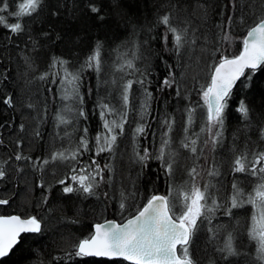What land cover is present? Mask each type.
Here are the masks:
<instances>
[{
  "label": "trees",
  "instance_id": "16d2710c",
  "mask_svg": "<svg viewBox=\"0 0 264 264\" xmlns=\"http://www.w3.org/2000/svg\"><path fill=\"white\" fill-rule=\"evenodd\" d=\"M20 2L22 0H4L8 9L0 13L7 23L19 20L23 28L13 34L0 26V161H8L4 165L6 177L0 180V199L9 201L7 205H0V215L36 216L41 220L43 231L22 235L18 245L8 257L0 260V264H129L123 260L69 257L67 254L74 252L77 242L91 236L94 224L106 220L123 221L137 213L153 194L167 196L169 185H181L178 180L185 181L187 169L193 166L200 171L197 179L201 185L214 178L207 174L210 166L215 164L219 169L220 177L215 180L219 184L221 204L228 202L233 182L243 185L245 178L251 176L234 174L232 167L235 155L244 150L245 145L249 150L264 151V140L260 139V130L264 128V66L247 71V78L242 77L231 92L224 112L222 141L214 151L210 143L204 147L203 142L208 137L202 134L197 148L204 147V151L197 153V159L179 147L182 135L176 138V133L182 134L187 120L185 109L189 105L196 106L191 131L200 132L201 117L206 115L201 98L202 85L210 83V72L200 82L201 69L210 63L212 70L223 56L239 55L246 30L264 16V0H42L32 16L17 18L11 13L18 11ZM4 3H0V7ZM93 6L98 12L91 11ZM165 13L171 15L173 25L188 27L190 37L193 31L199 37L195 46L185 50L179 63L176 55L168 51L172 46L171 34L158 22ZM225 31L233 38L230 43L220 40ZM97 44L101 46L102 57L99 75L94 69L82 68ZM134 45L138 47L134 63L139 71L135 75L116 72L117 54L128 53L127 58H131ZM54 58L67 61L64 67L80 74L79 91L86 117L78 118L75 127L79 130L77 137L83 134L84 128L88 129L90 146L95 145L94 138L102 131L96 109L98 93L119 106L120 89L111 81L115 78L122 84L123 80L146 79V86L153 93L149 115L145 117L150 127L146 128L147 135L139 137L138 147L141 154L145 148L154 153L160 145L162 117L166 114L173 119L171 135L175 147L182 153L174 177L166 176L156 159H149L145 164L133 161L132 135L137 123L141 122L138 109L143 99L141 86L134 84L131 98L137 111L129 112L125 125V134L129 133L131 139L125 134L118 136V156L108 152L96 156L93 149L80 157L81 165L78 166L90 163L91 157L102 167L111 165L112 156L117 157L111 172L105 169L104 181L95 190L97 194H64L63 186L57 181L66 178L69 167L60 162L52 165L53 171L46 169L47 165L39 167V160L62 148L55 121L65 103L61 98L65 86L60 83L63 76L60 65L52 67ZM170 67L180 85L182 75L187 78L180 87L179 97L174 88L161 91ZM6 99H11L10 105L4 103ZM241 101L249 109L247 121L237 111ZM73 142L75 146L78 140ZM17 154L30 157L31 161H16ZM122 194L127 196L123 211L120 209ZM44 197H47L46 202ZM224 212L225 209L220 208L209 214L212 225L204 222L207 230L218 226L216 237L223 240L222 245L231 233L232 239H236V251L232 250L236 255L219 251L220 245L216 239H209L207 231L208 235L202 233L189 247L195 264H264L256 254L251 256L256 246L249 243L244 232L243 211H232L230 218Z\"/></svg>",
  "mask_w": 264,
  "mask_h": 264
},
{
  "label": "snow or ice",
  "instance_id": "6c2138e0",
  "mask_svg": "<svg viewBox=\"0 0 264 264\" xmlns=\"http://www.w3.org/2000/svg\"><path fill=\"white\" fill-rule=\"evenodd\" d=\"M0 3H4V0H0ZM41 4L42 0H22L18 5V11L11 13V15L17 18L32 16ZM7 9L8 5L4 3V6L0 7V13L6 12ZM91 11L96 13L98 9L93 6ZM171 19V15L165 13L158 18V22L164 25L167 33L171 34L172 46L168 48V51L176 55L179 63L185 54V50L195 46L199 37L195 35L194 31L190 37L188 27L181 28L173 25ZM228 19L231 20V17ZM0 26L6 27L13 34L23 31L19 20L15 23H7L3 15H0ZM232 39L227 31L220 37L222 42L230 43ZM164 40L166 43L168 42L167 35H165ZM242 43L243 50L240 54L231 59L223 56L220 62L214 66L210 83L202 85L201 98L203 105L206 106V115L201 117L202 126L199 133L191 131V126L196 117V106L189 105L185 109L187 120L179 147L190 152L197 159H199L197 153L204 151V148H197V140L202 134L206 133L208 137L203 142L205 147L210 143L213 151L222 141L224 112L233 86L241 77H246V69L255 71L264 66V17H260L258 22L248 30ZM137 51L138 47L134 45L131 58H127L128 53H118L117 62L114 64L115 71L124 73V75H135L139 71L134 63L137 58ZM57 64L63 70L60 83L65 86L61 97L65 103L56 116L57 127L64 126L65 130L61 138L68 142L69 147L62 146L61 149L54 151L50 157L39 160V167L43 168L55 161L67 164L69 174L65 179L57 181L63 186L62 191L65 194L82 192L89 196L96 195L95 190L104 181L105 169L111 172V165L105 164L102 167L96 159L91 157H89L90 163L78 167L81 165L80 157L85 153L93 152V149L96 156L104 152L115 153L118 136L125 134L129 112L137 111L131 98L134 84L141 86L143 99L138 109L141 122L137 123L132 135L133 159L141 164H145L149 159H156L160 161V166L165 175L169 178L174 177L181 153L175 147V139L171 135L174 126L173 119H170L166 114L162 117L160 145L154 153L145 148L141 154L138 147L139 137L147 135L146 128L150 127L145 117L149 115L153 93L146 86V79L123 80L121 77L120 79L123 80L121 84L114 78L111 84L120 89L119 106L113 104L106 95L98 93L96 109L101 120L102 131L95 136V145L90 146L87 128H84L81 136L74 137L73 135L77 130L75 121L78 118L86 117L83 109L84 100L79 91L80 74L64 67L67 61L54 58L52 67L55 68ZM82 68L94 69L98 75L102 72L101 46L99 44L87 57ZM126 69L130 71H126ZM143 75L144 73H141V76ZM40 78L45 79V76ZM102 83L108 84L109 82L102 81ZM165 88H174L176 95L178 97L181 95L180 84L175 79L174 70L171 67L168 77L162 82L161 91ZM4 103L10 105L11 99H6ZM237 111L245 121L249 119V109L243 101L239 104ZM69 127H71V131ZM260 139L264 140V128L260 130ZM74 140H78V143L72 147ZM15 160L31 161V158L17 154ZM7 163L8 161H0V180L6 177L7 170L4 165ZM36 166L37 164L34 162L33 167ZM232 172L234 174L248 173L253 177H259L260 182L256 184L251 193H245L238 182H233L232 194L228 202L221 204L217 198L218 186L211 181L201 185L197 179L200 176V171L196 166H193L187 169L188 179L183 184L177 186L172 183L169 185L167 196L153 194L148 198L146 204L123 225L112 221L94 225V234L89 238L81 239L78 244L74 245V252L67 255L69 257L72 255L77 257H121L129 261L130 264H195L190 255L189 247L193 243V236L200 230L204 221L212 225V216L209 214H214L216 210L224 208L225 215H232V209L251 204L254 212L249 236L257 239L258 259L264 260V151L249 150L248 146L245 145L244 150L237 152L234 157ZM207 174L209 177L220 175L215 164L210 166ZM69 180L71 183L68 182ZM122 196L121 211L126 207L124 200L127 198L126 194H122ZM44 201H47V197H44ZM8 203V200L0 199V205H7ZM42 231L41 220L36 216L26 218L18 215L0 216V257L9 254L21 233H41ZM208 231L211 240L216 236L218 226L209 227ZM219 251H227L229 254H233L231 233L228 234L224 247Z\"/></svg>",
  "mask_w": 264,
  "mask_h": 264
},
{
  "label": "rangeland",
  "instance_id": "374dc122",
  "mask_svg": "<svg viewBox=\"0 0 264 264\" xmlns=\"http://www.w3.org/2000/svg\"><path fill=\"white\" fill-rule=\"evenodd\" d=\"M210 69H211V65H210V63H207L202 69H201V73H200V76H199V80H200V82H202V80L203 79H206L207 78V76H208V73L210 72ZM187 80V78L185 77V75H182V77H181V85L183 86V84L185 83V81ZM181 85H180V87H181ZM56 122V121H55ZM195 133H198V132H195ZM182 135V137L184 136V132L182 131V134L180 133V131H178L177 133H176V138L178 137L179 138V136H181ZM202 146H203V144H201ZM204 147H205V145H204ZM203 147V148H204ZM116 156H118V154H117V150H116V152L114 153ZM51 155V154H50ZM114 155V156H115ZM181 155H182V153H181ZM186 155V154H185ZM115 156V159L117 158ZM133 161H134V159H133ZM56 162H59V161H55V162H51V163H49L48 165H47V167L48 168H46V169H48L49 171H53L54 169H52V165H55V163ZM217 177V176H216ZM219 177H220V175H219ZM188 179V176L186 175V179L185 180H187ZM179 186V185H178ZM245 192V191H244ZM220 196V197H219ZM217 198H218V201H219V203H221L222 202V200L220 201L219 200V198H221L222 199V196L221 195H219ZM232 211H236V212H238V211H243V213L241 214L242 216H243V218H246V222H244V227H245V230H244V232H246V237L248 238V241H249V243L250 244H254L256 247H254V250H255V253H251V256L253 257L255 254H256V258H258V252H257V248H258V241H257V239H253V238H251L250 236H249V230H250V227H251V225H252V215H253V212H254V209H253V207H252V205L251 204H245L243 207H241V208H237V209H234V210H232ZM234 215H236V213H234ZM257 215H258V213H257ZM228 217L230 218V217H233L232 215H228ZM198 223H199V221H198ZM236 225H239V223H238V221L236 222ZM238 227V226H237ZM208 230H207V227L206 226H204V224H202L201 225V227H200V230L198 231V232H196V234L193 236V240L195 239V238H198V236L199 235H202V233L204 234V233H206ZM207 234V233H206ZM208 235V234H207ZM217 236V235H216ZM214 237V239H216V241H217V244H219L220 246H218V247H220V249L221 248H223L224 247V244L222 245V242H223V240L222 239H218L217 237ZM209 237V236H208ZM234 241H236V239L235 238H233L232 239V250L234 249V252L236 251V242H234ZM253 241V242H252ZM219 242V243H218ZM222 245V246H221ZM219 249V248H218ZM234 255H236V253H233ZM232 254V255H233ZM238 255V254H237ZM255 258V257H254ZM260 262V261H259ZM253 264H255V263H253Z\"/></svg>",
  "mask_w": 264,
  "mask_h": 264
},
{
  "label": "bare ground",
  "instance_id": "6f19581e",
  "mask_svg": "<svg viewBox=\"0 0 264 264\" xmlns=\"http://www.w3.org/2000/svg\"><path fill=\"white\" fill-rule=\"evenodd\" d=\"M262 17H264V16H262ZM258 22V21H257ZM256 22V23H257ZM255 23V24H256ZM255 24H253L252 26H254ZM251 26V27H252ZM250 27V28H251ZM250 28H248L247 30H246V32H245V34L243 35V37H242V41H243V39L245 38V35L247 34V32H248V30L250 29ZM242 43V42H241ZM242 49H243V43H242ZM231 51H234V48H231ZM242 51V50H241ZM240 54V53H239ZM214 70V68L212 69V70H210V77H211V74H212V71ZM65 115H67V113H65ZM56 124H57V120H56ZM71 127H69V129H70ZM56 129H57V131L59 132V137H60V141H59V146L60 147H69V144H68V142L65 140V139H62L61 137H62V135H63V132H64V126H60V127H56ZM79 130L77 129L74 133H73V135H74V137H77V135H78V132ZM125 136L126 137H128V139H131V135L129 134V133H126L125 134ZM126 137H125V139H126ZM72 147H74V142L72 143V145H71ZM117 147L118 146H116V149H117ZM114 160H115V156H112V160H111V167H113L114 166ZM60 164L61 165H66L67 166V164L66 163H61L60 162ZM79 167V166H78ZM113 169V168H112ZM213 180H211V182L213 183V184H216L217 186L219 185V184H217V180H215V177L214 178H212ZM178 181H180L179 182V184H183V180H181V179H179ZM210 180L208 179L206 182H209ZM260 182V180H259V177H253V176H248V177H246L245 178V181H244V183H243V185L241 184L240 185V187L245 191V193H251L252 191H253V189H254V187L256 186V184H258ZM219 187V186H218ZM218 191H219V189H218ZM65 194V193H64ZM69 194H71V195H74V194H79V192H73V193H69ZM115 221H117V220H115ZM203 224H204V226H206L207 227V224H206V222H203ZM208 228V227H207ZM26 235V234H25ZM253 242V241H252ZM76 244H78V242L76 243ZM253 244V243H252ZM254 245V244H253ZM95 259H97V258H95Z\"/></svg>",
  "mask_w": 264,
  "mask_h": 264
},
{
  "label": "water",
  "instance_id": "95a60500",
  "mask_svg": "<svg viewBox=\"0 0 264 264\" xmlns=\"http://www.w3.org/2000/svg\"><path fill=\"white\" fill-rule=\"evenodd\" d=\"M247 35V34H246ZM246 35H245V37H246ZM243 50V49H242ZM229 59H231V58H229ZM249 70H251V69H246L245 70V73L247 72V71H249ZM258 70V69H257ZM251 71H253V70H251ZM242 78V77H241ZM241 78H240V80H241ZM240 80H238L237 82H236V84L233 86V88H232V91H233V89L235 88V86L237 85V83L240 81ZM155 195H161V196H165V195H163V194H155ZM146 204V203H145ZM12 215H15V214H12ZM0 216H10V215H0ZM19 216V215H18ZM134 216V215H133ZM133 216H131L130 218H132ZM130 218H128V219H130ZM128 219H126V220H124V221H122V222H117V221H115V220H106V221H103V222H100V223H96V224H106L108 221H112V222H114V223H117V224H120V225H123L124 223H126L127 222V220ZM95 224V225H96ZM25 234H31V233H21L20 234V236L17 238V243L13 246V248L9 251V254L7 255V256H5V257H0V260H2V259H4V258H6V257H8L9 255H10V253L12 252V250L18 245V243H19V241H20V237L22 236V235H25ZM92 234H94V225H93V229H92ZM91 234V235H92ZM178 250H179V246H178ZM178 254H179V252H178ZM85 257H88V258H97V259H106V260H123V261H126V260H124L123 258H121V257H112V258H109V257H96V256H85ZM127 263H129L130 264V262L129 261H126Z\"/></svg>",
  "mask_w": 264,
  "mask_h": 264
},
{
  "label": "flooded vegetation",
  "instance_id": "af4514ba",
  "mask_svg": "<svg viewBox=\"0 0 264 264\" xmlns=\"http://www.w3.org/2000/svg\"><path fill=\"white\" fill-rule=\"evenodd\" d=\"M95 225V224H94ZM93 229V228H92Z\"/></svg>",
  "mask_w": 264,
  "mask_h": 264
}]
</instances>
